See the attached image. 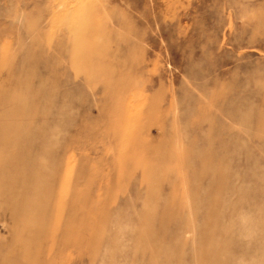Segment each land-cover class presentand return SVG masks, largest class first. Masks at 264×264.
Instances as JSON below:
<instances>
[{
	"label": "rangeland",
	"instance_id": "1",
	"mask_svg": "<svg viewBox=\"0 0 264 264\" xmlns=\"http://www.w3.org/2000/svg\"><path fill=\"white\" fill-rule=\"evenodd\" d=\"M0 264H264V0H0Z\"/></svg>",
	"mask_w": 264,
	"mask_h": 264
}]
</instances>
